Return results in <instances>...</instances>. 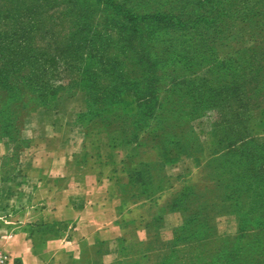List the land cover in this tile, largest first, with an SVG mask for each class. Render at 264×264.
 I'll use <instances>...</instances> for the list:
<instances>
[{
    "label": "trees",
    "instance_id": "trees-1",
    "mask_svg": "<svg viewBox=\"0 0 264 264\" xmlns=\"http://www.w3.org/2000/svg\"><path fill=\"white\" fill-rule=\"evenodd\" d=\"M83 2L0 0L3 85L14 84V77L29 72L33 63V105L57 103L61 87L81 90L87 103L80 118L98 115L104 105L111 116H140L156 135L166 114L189 120L212 115V148L197 168L201 190L194 194L197 207L186 222L195 221L200 241L215 238V218L221 215L235 216L236 238L264 231V0H135L132 6L96 0L101 8ZM31 81L29 73L22 76L24 85ZM258 108L263 116L251 126ZM80 118L85 130L107 133L117 148L113 133ZM192 134L196 137L193 127L183 129L173 133L172 141L181 143ZM2 136L12 140L7 129ZM121 161L124 207L137 204L149 215L147 239H121V251L125 260L147 264L159 242L151 225L162 217L145 204L151 197L129 203L143 193L126 195L122 181L128 170L123 157ZM189 195L174 199L169 210H187ZM174 235L178 240L176 231ZM223 251L214 261L246 264L251 258L260 263L264 236L250 248L237 241L232 250Z\"/></svg>",
    "mask_w": 264,
    "mask_h": 264
},
{
    "label": "crops",
    "instance_id": "crops-1",
    "mask_svg": "<svg viewBox=\"0 0 264 264\" xmlns=\"http://www.w3.org/2000/svg\"><path fill=\"white\" fill-rule=\"evenodd\" d=\"M74 111L33 112L18 150L0 137V247L11 264H139L117 242L145 241L149 215L124 207L122 156L107 133L73 123ZM101 244L88 263L85 247Z\"/></svg>",
    "mask_w": 264,
    "mask_h": 264
},
{
    "label": "rangeland",
    "instance_id": "rangeland-1",
    "mask_svg": "<svg viewBox=\"0 0 264 264\" xmlns=\"http://www.w3.org/2000/svg\"><path fill=\"white\" fill-rule=\"evenodd\" d=\"M109 2L132 6L135 0H109ZM83 4L90 6L94 4L99 6L97 8H101L96 0H84ZM30 65L32 68L29 72L21 68L23 73L19 78L14 77V84L3 85L1 80L4 78H0V132L4 129L8 130L15 150L26 145L21 131L32 112H44L53 106H56L57 110L66 111V114L75 110L70 119L83 128L82 123L79 122V113L83 111L81 107L86 109V94L76 89L64 91L61 87L56 94L55 102L57 103L33 105L31 100L37 97V91L34 88L37 87V83L33 78L36 75L33 71L36 65L33 63ZM28 73L32 77V83L26 86L22 83V76ZM47 86L52 88L56 86V83H49ZM48 88L45 89L46 92ZM164 96L168 94L164 93ZM109 110L108 106L103 105L98 115L89 113L80 119L113 133V143L124 158L128 170L127 177L122 181L126 195L143 193L140 198L136 196L130 198L129 203H134L135 199L139 202L151 197V200L148 199L145 204L147 207L151 205L155 214L162 217L161 222H153L151 225L154 230L153 235L159 239V242L154 245L157 253L147 260V264H222L214 260H219L224 252L223 249L232 250L237 241L238 243L242 241L247 248H250L256 239L264 236V231H261L257 234L249 233L244 238H236L238 224L235 216L221 215L215 218L217 229L215 238L200 241L195 236V233H199L195 221L188 224L186 222V217L190 216L197 207L194 194L201 190L197 168L202 165V160L208 158L207 155L212 148L213 138L209 133L212 115L189 120L180 117L177 119L174 114H166L162 130L156 135L153 133V125H148L149 122L142 120L140 116H132L127 112L111 116L108 114ZM261 116H263L261 108L254 110L251 126L256 125ZM242 124L236 123V127H241ZM191 127L195 130L196 137L192 134L189 138L183 137L181 143H173L172 137H175L173 133H180L183 129L187 131ZM196 145L199 148L198 151ZM189 176L191 179L188 182L183 180ZM185 193H190L187 197V200H192L190 207L187 210H169L168 205ZM175 231L179 236L178 240H173ZM163 241L170 242L163 243ZM117 245L121 247L124 244L118 241ZM173 247L177 250H173ZM85 248L86 261L90 263L93 256L95 260H98L96 255L103 253L106 244L98 246L94 254L90 247ZM249 261L245 263L264 264V255L260 263L251 262V258Z\"/></svg>",
    "mask_w": 264,
    "mask_h": 264
},
{
    "label": "built area",
    "instance_id": "built-area-1",
    "mask_svg": "<svg viewBox=\"0 0 264 264\" xmlns=\"http://www.w3.org/2000/svg\"><path fill=\"white\" fill-rule=\"evenodd\" d=\"M0 264H11L10 255L0 247Z\"/></svg>",
    "mask_w": 264,
    "mask_h": 264
}]
</instances>
